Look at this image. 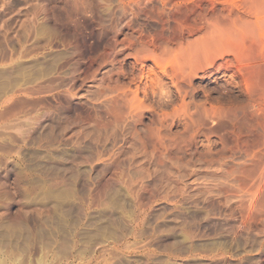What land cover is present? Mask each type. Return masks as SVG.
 <instances>
[{"label":"rangeland","instance_id":"rangeland-1","mask_svg":"<svg viewBox=\"0 0 264 264\" xmlns=\"http://www.w3.org/2000/svg\"><path fill=\"white\" fill-rule=\"evenodd\" d=\"M263 4L0 0V264H264Z\"/></svg>","mask_w":264,"mask_h":264},{"label":"bare ground","instance_id":"bare-ground-1","mask_svg":"<svg viewBox=\"0 0 264 264\" xmlns=\"http://www.w3.org/2000/svg\"><path fill=\"white\" fill-rule=\"evenodd\" d=\"M259 5H261V4H259ZM258 5V6H259ZM264 5V4H263ZM259 8V7H258ZM258 8H254V11L252 12V15H253V20H250V21H248L247 22V24H248V26H249V28H250V31H253L254 32V30L256 29V28H260V26L262 25H264V19L261 17V14H262V12L260 13V11H259V9ZM262 8H263V6H262ZM261 8V9H262ZM262 11V10H261ZM244 24V23H243ZM246 26V25H245ZM244 27V26H243ZM262 28H264V26L262 27ZM256 31V30H255ZM149 57L154 61V62H156L157 63V57L155 56V55H152V53H151V55H149ZM146 67L145 66H143L142 67V76L143 77H145L147 74H149V73H151V71H153L152 70V68H148L149 70L148 71H146ZM152 78V77H151Z\"/></svg>","mask_w":264,"mask_h":264}]
</instances>
